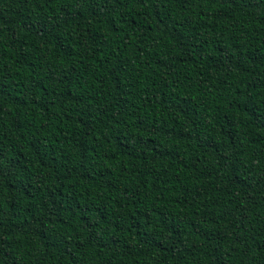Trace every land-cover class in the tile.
Wrapping results in <instances>:
<instances>
[{
  "label": "trees",
  "instance_id": "trees-1",
  "mask_svg": "<svg viewBox=\"0 0 264 264\" xmlns=\"http://www.w3.org/2000/svg\"><path fill=\"white\" fill-rule=\"evenodd\" d=\"M0 264H264V0H0Z\"/></svg>",
  "mask_w": 264,
  "mask_h": 264
}]
</instances>
